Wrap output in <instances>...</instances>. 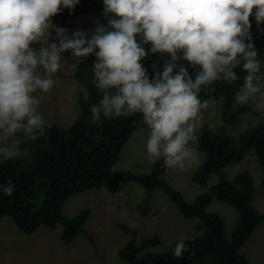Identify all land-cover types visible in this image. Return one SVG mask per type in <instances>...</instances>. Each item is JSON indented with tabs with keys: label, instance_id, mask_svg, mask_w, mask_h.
Instances as JSON below:
<instances>
[{
	"label": "clouds",
	"instance_id": "clouds-1",
	"mask_svg": "<svg viewBox=\"0 0 264 264\" xmlns=\"http://www.w3.org/2000/svg\"><path fill=\"white\" fill-rule=\"evenodd\" d=\"M79 0H0V162L27 153L51 122L37 93L55 86L65 53L75 65L94 56L92 84L100 93L90 122L140 114L145 150L153 162L184 170L200 163L199 136L218 101L217 82L237 83L233 108L264 115V59L252 40V21L264 24V0H102L101 18L89 31L71 32L53 17ZM250 17L252 19H250ZM159 62L150 73L145 58ZM240 69L241 76L236 70ZM15 182H0L12 195ZM186 250L178 239L172 249Z\"/></svg>",
	"mask_w": 264,
	"mask_h": 264
},
{
	"label": "trees",
	"instance_id": "trees-1",
	"mask_svg": "<svg viewBox=\"0 0 264 264\" xmlns=\"http://www.w3.org/2000/svg\"><path fill=\"white\" fill-rule=\"evenodd\" d=\"M102 7V0H79L71 13L64 9L56 14L53 23L64 26L69 19L80 15H93L103 21ZM251 33L258 58L264 59V24L258 27L253 20ZM94 59V56H90L84 60L74 75L88 92L87 98H82L79 102L81 115L75 124L69 129L52 125L45 136L22 145L28 149L27 152H31V156L0 162V182L11 178L16 186L10 196L0 192V221L5 217L11 218L27 235L35 234L42 227L55 230L61 224L64 227L61 237L64 245H71L82 235L87 236L94 245V239L84 229L91 212L83 210L74 218H65L62 214L65 203L70 197L85 191L106 188L111 194H116L120 184L132 182L140 184L146 191L144 202L140 206L143 215H147L150 210L154 193L162 190L184 219L200 220L205 229L201 236L184 239L186 250L177 257L173 255L174 245L166 252H147L142 255L147 249L161 246L163 240L155 235L139 245L137 232L122 225V230L133 237L119 251L122 262L254 264L242 253L244 245L250 241L257 228L264 224V215L253 203L254 180L248 171L230 180L226 169L241 162L251 152L264 167V124L246 130L239 139L226 132V127L237 125L244 115L253 113L250 106L233 108L237 83L217 82L214 93H201L202 96L214 95L217 101L222 99L223 126L209 130L206 124L201 129L197 147L199 152L205 154V160L192 181L203 188L209 186L213 175L218 176L219 181L209 191L200 194L194 202H189L163 179L165 172L174 170L164 166L162 160L155 161L148 174H115L112 171L134 133L145 124L138 113L104 118L102 123L90 122V105L100 99V93L92 84ZM160 59L156 54L145 58V66L150 73L152 64L158 63ZM236 71L243 75L240 69ZM214 198L233 208L239 215L230 239L226 236L223 217L208 211Z\"/></svg>",
	"mask_w": 264,
	"mask_h": 264
},
{
	"label": "rangeland",
	"instance_id": "rangeland-1",
	"mask_svg": "<svg viewBox=\"0 0 264 264\" xmlns=\"http://www.w3.org/2000/svg\"><path fill=\"white\" fill-rule=\"evenodd\" d=\"M96 19L93 15H80L69 19L63 27L70 32L75 29L89 31L94 28ZM65 57L61 70L54 74L56 83L53 89L48 93L38 92L37 95L45 119L50 121L51 125L69 129L79 119V102L82 98H87L88 92L74 77L77 67L84 60L75 65L67 52ZM222 107L221 99L207 111L206 120L215 122L216 127L223 126ZM250 107L253 113L244 115L237 125L226 127V132L235 139H239L246 130L264 124V115ZM147 134L146 125L134 133L112 170L115 174H148L152 171L155 162L146 154ZM29 156L31 152L19 157ZM199 156V164L182 171H167L163 175V179L181 192L189 202H194L200 194L209 191V188L219 181V177L213 175L207 188L192 181L205 160L204 153L199 152ZM245 171H248L254 180V206L264 215V167L253 152L246 154L241 162L228 167L226 175L232 180ZM145 196V189L140 184L131 182L120 184L116 194H111L103 188L70 197L62 214L65 218H74L81 211L89 210L91 215L84 229L94 239V245L85 235L79 236L69 246L64 245L61 239L64 227L61 224L55 230L42 227L35 234L27 235L11 218L5 217L0 221V264H126L120 260L119 251L125 248L133 237L122 230V225L137 232L139 245L143 240L155 235L163 240L161 246L147 249L142 255L147 252H166L180 238L194 239L203 234V222L184 219L162 190L154 193L151 208L147 215H143L140 206ZM208 211L223 217L226 236L230 239L239 218L238 213L216 198ZM242 253L250 262L264 264V224L257 228L250 241L244 245Z\"/></svg>",
	"mask_w": 264,
	"mask_h": 264
}]
</instances>
